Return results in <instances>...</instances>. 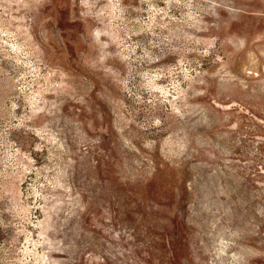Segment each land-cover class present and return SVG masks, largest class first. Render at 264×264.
I'll return each instance as SVG.
<instances>
[{"label": "rangeland", "instance_id": "obj_1", "mask_svg": "<svg viewBox=\"0 0 264 264\" xmlns=\"http://www.w3.org/2000/svg\"><path fill=\"white\" fill-rule=\"evenodd\" d=\"M0 264H264V0H0Z\"/></svg>", "mask_w": 264, "mask_h": 264}]
</instances>
